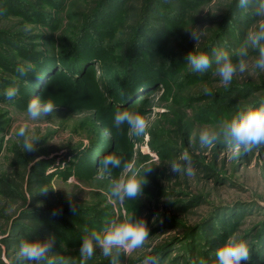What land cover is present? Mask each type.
Returning a JSON list of instances; mask_svg holds the SVG:
<instances>
[{
    "label": "rangeland",
    "instance_id": "obj_1",
    "mask_svg": "<svg viewBox=\"0 0 264 264\" xmlns=\"http://www.w3.org/2000/svg\"><path fill=\"white\" fill-rule=\"evenodd\" d=\"M22 1L31 4L26 11L7 7L0 0V264H16L15 252L8 240L13 238L12 230L27 224L28 216L35 210L28 188L23 195L8 194L10 191L3 185L7 175L13 180L23 175L26 186L30 182L37 190L52 186L56 192L74 196L88 206L86 213L69 218L72 226L78 222L84 226L78 229L80 236L75 240L56 236L66 257L79 255L86 230H100L113 219L133 212L146 221L150 237L143 249L130 256L122 255L121 264H140L146 255L157 256L159 264H199L202 251L208 243L213 248L221 229L228 232L223 241L217 242L219 246L231 235L250 246L253 236L264 228V146L233 154L222 143L201 148L193 133L240 111L236 109L250 97H238L239 91L231 92L236 86L248 84L262 87L264 70L253 67L250 62L245 73H238L225 86L212 73L204 81L189 76L185 65L172 67L171 71L167 66L181 41L190 37L189 29L199 32L196 50L202 51L229 19L237 0H195L198 3L165 0L175 8H183L180 9L184 14L183 23L178 28L181 35L177 42L176 36L171 38L154 56L160 61L156 64L166 67L160 82L130 98L124 108L117 106L111 88L117 84L123 68L127 41L144 20L146 0H132L134 14L132 11L119 13L105 25L90 24L87 20L100 0ZM37 11L45 16L46 22L38 20ZM150 12L152 16L157 13ZM150 21L158 20L151 18ZM256 22L257 18L253 24ZM99 38L104 48L98 61L83 63L80 78L66 74L64 79L54 78L43 90L48 74L32 88V97L20 89L19 83H24L26 76L17 73L16 68L29 62L24 58L25 48L48 49L52 56L60 55L57 58L62 62L78 43L88 45ZM179 51L187 55L193 50ZM251 55L254 57L256 52ZM10 86L19 88L18 96L12 101L3 96ZM205 87L211 89V95L205 94ZM220 92L226 93L219 101L221 104L233 101L221 106L225 113L219 119L209 114L206 107L216 103ZM33 98L53 101L55 108L45 120H27L26 106ZM118 109L143 115L148 120V135L130 136L127 125L117 129L114 114ZM21 122H27L41 137L36 151L24 152L21 148L22 158L17 156L16 147L20 142L14 134ZM185 149L192 155L195 168L192 177L186 172L173 173L168 163L177 160ZM109 154L122 157L134 167L153 166L146 173L148 183L142 197L126 201L122 206L109 203L107 193L112 181L126 174L122 169L102 174L99 161ZM23 210L26 215H22ZM223 218L228 221L223 223ZM233 222L237 224L235 227ZM96 251L101 255L98 264H111L99 248Z\"/></svg>",
    "mask_w": 264,
    "mask_h": 264
},
{
    "label": "clouds",
    "instance_id": "obj_2",
    "mask_svg": "<svg viewBox=\"0 0 264 264\" xmlns=\"http://www.w3.org/2000/svg\"><path fill=\"white\" fill-rule=\"evenodd\" d=\"M236 6L257 18L247 31L243 44L234 52L224 49H213L210 56L204 51H190L186 56V63L193 72L204 73L212 70L213 76H218L225 86L233 81L238 73H245L251 62L252 66L264 70V0H237ZM190 36L197 42L200 34L189 29ZM255 51L253 57L251 52ZM35 70V65L25 62L17 66L16 72L26 76ZM205 94L211 95V89L205 87ZM19 94L17 86L7 87L3 96L12 101ZM55 105L51 99H31L26 106V117L30 121L45 120L53 112ZM114 125L122 129L128 126L129 135L133 137L147 136L148 120L139 112L117 110L114 114ZM24 152H34L41 137L29 127L27 122H21L15 130ZM193 139L199 141L201 148H211L216 144H224L233 150V154L243 150L245 153L264 146V98L254 101L236 112L231 118L222 119L211 126H204L193 133ZM173 173H185L192 177L195 168L190 152L185 149L177 160L168 162ZM103 173H110L113 169H122L124 175L112 181L108 189V201L113 206L124 205L126 201L137 200L144 195V186L148 183L146 173L151 172L153 166L133 164L125 161L116 154L104 156L99 161ZM159 164V163H157ZM44 189L43 192H47ZM58 214L55 210L53 215ZM150 237V231L143 218L133 213H126L105 224L100 230H86L81 238L79 264H88L96 249L101 250L104 257L109 258L111 264H121V256H130L137 250L143 249ZM54 237L45 240L21 239L15 252L16 264H74L70 257L53 254ZM248 244L236 235L229 236L222 246L216 250V264H246L250 261ZM140 264H159V258L146 255ZM199 264H205L203 260Z\"/></svg>",
    "mask_w": 264,
    "mask_h": 264
},
{
    "label": "trees",
    "instance_id": "obj_3",
    "mask_svg": "<svg viewBox=\"0 0 264 264\" xmlns=\"http://www.w3.org/2000/svg\"><path fill=\"white\" fill-rule=\"evenodd\" d=\"M131 1L132 0H100L99 5L96 6L87 20L89 19L90 24L105 25V23L109 22L111 18L118 16L119 13L132 11V14H134V8H132ZM202 1L207 2L209 0ZM196 3H198V1ZM2 4L10 8L15 7L21 11H26L31 5L30 2L22 0H3ZM175 7L174 4H170L165 0H146L145 13H143L144 20L141 21L142 23H140L137 28L135 27L136 29L127 41L123 68L120 70V76L116 82L117 84L111 88V90L114 91L113 97H115L117 101L116 104L119 108H124L126 104H128L130 98L149 89L153 84L159 83L161 77L164 76L162 72H166V67H163V65L160 67L156 64L160 61H156L154 56L159 48L167 46V42H169L171 38L176 36L175 39L177 42V39L181 35L178 33V28L183 23L182 18L184 14L183 11L180 10L183 8ZM151 10H154V12L157 11V13H153L152 16L150 12ZM35 15L38 17V20H41V22H46L45 16L42 15L40 11H37ZM151 18L161 21V24H158V21L156 23L153 21L151 22ZM228 18V20L224 21V24L217 35L207 41L205 48L202 50L210 56L213 53V49H224L230 52H234L238 49L243 44L248 29L256 20L251 13L243 12L237 6L232 8ZM143 24H145L144 27H142ZM187 37L184 38L180 43L181 45L176 48V54L171 58L172 61L167 66H170L171 71L172 67L180 68L185 65V67L187 66L189 69V76L194 79L207 81L211 77L212 70L209 69L204 73L193 72L186 63L187 55H183L184 53L179 51V49L194 50L196 48L197 42L193 40L191 36ZM93 42L94 43H88V45L86 42L84 44L78 43L77 47L71 49V54L69 53L66 55L68 60L61 59L62 62L57 58L60 57V55L52 56L53 54H51L48 49L33 51L25 48L24 58L35 65V70L30 71L26 75L24 83L21 82L20 84L18 82L20 89H24L26 91L25 93L29 97H32V88L38 86L48 74H50L48 81L44 82L41 87L43 90L54 78L64 79L66 74L70 77L73 76L75 79L80 78L82 76L79 75L81 74L80 69L82 66L85 63L98 61L101 50L104 48L100 38L93 40ZM72 71L75 72L73 73ZM166 78L169 79V77ZM263 86L264 85L261 87L257 84L236 86L231 93L239 91L238 97H250V100L243 103L241 107L236 109V111L243 109L246 105L254 101L258 102L264 98ZM262 91L263 93H261ZM225 96L226 93H218L216 95V103L206 107L207 112L209 114H214L219 119L224 116L225 111H223L221 106L223 104H231V101H233L228 100L221 104L219 101H221V97ZM208 113L207 115H209ZM230 117L231 116H229V118ZM21 148L22 146L20 144L16 147L18 150L17 156L22 158V154H19ZM7 176L5 177L6 179L4 178L3 180V185L10 191L8 194L11 196L23 195L28 188L31 191L32 203L35 206L33 214L27 218L29 219V222L23 224L19 229L14 228L12 230L11 233L13 238L8 240L11 249L16 252L21 239L45 240L49 237H54L55 243L53 246V254L66 257L65 252L61 249L59 242L56 240V236H68L73 240L80 236L78 234V229L83 228L84 226H82L80 222L72 226L69 218L76 214L82 215L83 213H86V211H88V206L84 203L78 202L74 196H68L64 193L56 192L52 186L37 190L32 187L30 182H28L30 184H28V187L26 186V180L23 175L21 178H17L20 182L13 180V178L11 179L12 176ZM44 189H48L47 192H43ZM54 210L58 214L53 215ZM25 213L26 210H23L22 215ZM222 221L224 223L228 220L223 218ZM233 223V227H235L237 224L235 222ZM260 231L253 236V240L249 246L251 256L250 261L264 262V230ZM227 232L228 231L221 229L216 237V243L213 248H209L208 244L210 243L207 244L206 249L204 248L205 250L202 251L204 254H202L200 261L203 260L205 264H216V250L220 247L217 242L223 241ZM70 258L74 264H79V255L71 256ZM100 258V253L96 251L95 256L88 261V264H98ZM14 261L16 262V258Z\"/></svg>",
    "mask_w": 264,
    "mask_h": 264
}]
</instances>
